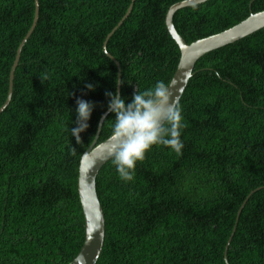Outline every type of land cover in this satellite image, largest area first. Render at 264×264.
<instances>
[{"label": "trees", "instance_id": "trees-1", "mask_svg": "<svg viewBox=\"0 0 264 264\" xmlns=\"http://www.w3.org/2000/svg\"><path fill=\"white\" fill-rule=\"evenodd\" d=\"M37 1L0 114V264L75 259L85 238L80 159L107 111L105 93L117 91L108 55L126 102L137 88L169 84L180 51L165 17L187 0ZM34 11V0H0V108ZM263 11L264 0H209L177 11L173 25L190 45ZM77 98L95 104L78 144L67 131ZM180 104L182 155L153 146L131 182L111 160L100 169L105 238L96 264H225L235 225L227 263L264 264V28L201 57ZM108 119L97 144L110 134Z\"/></svg>", "mask_w": 264, "mask_h": 264}, {"label": "clouds", "instance_id": "clouds-1", "mask_svg": "<svg viewBox=\"0 0 264 264\" xmlns=\"http://www.w3.org/2000/svg\"><path fill=\"white\" fill-rule=\"evenodd\" d=\"M123 85V81H114ZM95 85L85 84L88 91H94ZM171 85L165 81H157L152 87L143 91L137 88L130 102L118 92H106L107 111L114 116L108 119L110 134L103 142L102 155L91 161L90 171L104 159L110 158L119 179L131 182L135 179L138 162L153 146H164L177 156L182 155L184 147L181 140L183 124L182 106L178 95L170 91ZM95 108L93 102L77 98L75 114L71 121L76 126L67 129L69 136L81 143V133L89 128V120ZM105 125V124H104ZM96 147L95 143L93 148ZM75 152V149H73Z\"/></svg>", "mask_w": 264, "mask_h": 264}, {"label": "water", "instance_id": "water-1", "mask_svg": "<svg viewBox=\"0 0 264 264\" xmlns=\"http://www.w3.org/2000/svg\"><path fill=\"white\" fill-rule=\"evenodd\" d=\"M206 1L209 0H187L184 2L177 3L169 8L165 17L166 29L171 39L176 43L180 51V59L176 71L169 83V85L172 86L170 91L173 93L174 96L178 95L179 99H181L188 82L193 76V70L196 62L201 57H203L204 55L210 52L223 48L225 46L234 44L246 38L247 36L253 34L254 32H257L264 28V11H263L257 14L250 15L246 20L242 21L240 24L234 26L233 28L227 31L201 39L199 41H196L188 45L177 33L173 25V16L179 10L200 5ZM133 2L134 0H132V3ZM34 5H35V11H34L33 22L28 33L26 34L25 38L23 39V41L21 42V44L17 49L14 64L10 71L8 97L5 104L0 108V114L6 109V107L8 106L11 100L13 75L20 59L21 50L25 45L26 41L32 35L37 24V20L39 16V6L37 0H34ZM132 7L133 4L129 7L127 13L118 24V27H120L124 22V20L129 16V14L132 11ZM111 36L112 35H109L108 38ZM106 41H108V39H106ZM108 56L111 58V60L115 63L117 67V79L118 81H120V73H121L120 65L113 57H111L110 55ZM116 92L120 94V85L118 84H117ZM108 114H109L108 111H106L105 114L102 115L99 121L96 139L93 142V144L95 143L96 147L93 148V144H92L91 147L81 156L80 159L79 168H78L77 188H78V196H79V201L85 223V238L79 253L75 257V259L71 261L69 264H96L102 252L104 238H105V219H104L102 207L100 205L97 196L96 177L100 169L103 167V165L109 162L111 159L110 158L104 159L103 162L98 163L90 171V173L88 169L91 165V161L94 160L97 156L102 155L104 141L97 144V139L100 133V129L102 127V123ZM245 204H246V200L242 204L240 210L237 212L236 224L238 222L239 216ZM235 228L236 225L225 247V251H224L225 264H228L226 259V254L230 241L235 232Z\"/></svg>", "mask_w": 264, "mask_h": 264}, {"label": "bare ground", "instance_id": "bare-ground-1", "mask_svg": "<svg viewBox=\"0 0 264 264\" xmlns=\"http://www.w3.org/2000/svg\"><path fill=\"white\" fill-rule=\"evenodd\" d=\"M121 75V74H120ZM121 77V76H120ZM104 215V214H103Z\"/></svg>", "mask_w": 264, "mask_h": 264}]
</instances>
